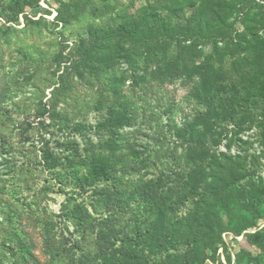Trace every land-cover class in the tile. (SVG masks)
<instances>
[{"label":"rangeland","instance_id":"obj_1","mask_svg":"<svg viewBox=\"0 0 264 264\" xmlns=\"http://www.w3.org/2000/svg\"><path fill=\"white\" fill-rule=\"evenodd\" d=\"M238 1L0 0V264H177L180 251L156 252L163 228L198 233L203 264H264V139L249 96L197 127L214 151L234 157L237 175L216 195L184 198L193 185L184 170L187 122L204 112L194 89L237 76L239 50L264 55V0ZM149 12L168 24L167 60H186L177 78L154 73V46L136 71L120 58L114 70L87 61L88 51L98 54L91 33ZM217 50L230 54L224 66ZM99 72L123 85L113 93ZM119 102L131 106L117 124L110 109ZM95 155L115 163L128 186L70 166L82 157L89 166ZM134 189L153 198L145 212L153 249L132 234Z\"/></svg>","mask_w":264,"mask_h":264},{"label":"trees","instance_id":"obj_2","mask_svg":"<svg viewBox=\"0 0 264 264\" xmlns=\"http://www.w3.org/2000/svg\"><path fill=\"white\" fill-rule=\"evenodd\" d=\"M238 2L242 3L241 0ZM206 23L209 24L210 22H205V25ZM169 33L168 24L161 20L156 12L136 14L127 20L126 23L110 27L106 31H95L94 33H91L90 35L94 42V51L98 54L93 55L88 51L86 53L88 54L87 61L96 68L101 69L109 67V70H114V65L120 58L124 60L131 69L133 68V70L136 71L141 66L142 50L154 46L153 50L148 54L155 69L154 73L159 74L161 77L177 78L183 70H186L184 69V65L182 67V64L185 63L186 60L180 55L172 56L167 60L168 49L170 48L168 37H171ZM155 47L158 48V51H156ZM246 50L247 49L237 51L239 67L237 66L234 69V73L237 74V76L234 74L232 75L230 71L227 73L228 75H226V79L221 83H209L204 88L197 87L192 93L196 106L203 108L204 112L196 115L191 121L187 122L190 135L188 139L185 140L190 147L183 155V158L186 160V163L190 164V167H186L184 170L187 176L186 179H188L193 185L190 187L191 194L187 195L188 197H184L185 199H193L195 196L194 194L199 192V190H203L205 195L206 193L216 195L220 183L226 179L232 180L238 173V165L235 162L234 157L219 154L214 151L205 139V135L199 133L197 129L201 124L217 118L219 106H232L235 100H243L244 96H249L247 99L248 102H251L250 112H254L252 123L257 121L256 127L263 130L264 139V105L259 104V102L264 101V55L263 57L258 56L257 52ZM214 54L215 56H218L217 59H220L219 62L222 63L223 66L225 58L230 55L224 50L219 52L217 50ZM250 58H254L256 63L255 65L252 63L250 64V68H246V62L247 60L249 61ZM102 63H104L105 67L101 65ZM172 65L175 67L171 68ZM238 68L240 69L239 71ZM102 74H100V72L96 73L95 75L97 78L95 79H98L99 81L103 80L105 82V87L110 88L113 93L123 85V83H117L116 81H113V79L107 78V76H104L105 73ZM214 75V71H210L209 78H214ZM232 76L237 78L234 79V85L230 87L228 82L232 80ZM136 78V73L131 72L129 79L135 83ZM240 83L242 84V87L240 86ZM238 102L241 103V101ZM130 106V103L119 102L111 107V115L114 116L117 124H120L124 120H128V117L115 115L123 113V110L127 112L128 110L126 107L129 108ZM257 110H261V113L258 114ZM83 158L85 157H82V161L79 164L70 161L73 162L70 163V166L73 168L74 172L77 167H84L86 165L88 167L87 174L93 181H111L124 187L128 186L129 181L124 182L125 173H119L120 169L115 163L108 162L103 159V157L95 155L91 158L90 165L88 166ZM180 159H182V157H180ZM54 165L55 163H52L51 166ZM207 175L211 176L213 179L211 184L207 182ZM229 186L231 185L228 184L225 187V190L228 188V192L231 194L233 189L229 188ZM135 190L136 189H134L132 198L135 199V202H138V205L136 207L137 209H134L132 214V234L138 240L145 238L146 243L149 244V248L153 249V241H151L153 240V237H151L152 230L145 228V225L149 222L148 220H150L149 216L145 217V212L148 211V208H152L150 206L153 205V198L149 194H142ZM260 193L264 194L263 188L259 189V194ZM205 202V198L200 200L198 206H201ZM128 206H130L129 203ZM148 212H150V209ZM148 214L150 215L151 213ZM141 218H143V220H141ZM75 219H78V224L81 226L83 222L81 217L78 218L77 216ZM159 231V244L156 247V252L158 254L162 255L169 250H177L184 256L175 257L179 260V263L177 264H203L205 259V257H203L205 255V248H201L198 244V233L192 230L189 232L185 231V233L182 231L176 232L171 228H163ZM21 249L25 257L32 256L27 246H23ZM153 264L157 263L153 262ZM159 264L172 263H170L168 257H166L163 263Z\"/></svg>","mask_w":264,"mask_h":264}]
</instances>
